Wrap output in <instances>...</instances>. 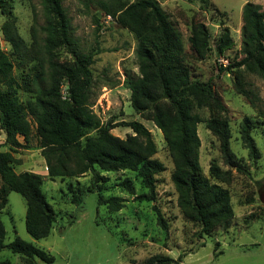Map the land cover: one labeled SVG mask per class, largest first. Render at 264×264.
<instances>
[{"label": "trees", "instance_id": "obj_1", "mask_svg": "<svg viewBox=\"0 0 264 264\" xmlns=\"http://www.w3.org/2000/svg\"><path fill=\"white\" fill-rule=\"evenodd\" d=\"M14 1L0 0V14L12 17ZM90 1L96 7L93 16L98 29L101 28L99 16L104 19L110 15L135 39L138 74L126 71L123 85L130 91L133 110L151 120L162 132L173 156L171 180L184 215L198 227L199 236L210 233L220 224L225 225L232 218L233 210L228 189L220 183L227 182L230 170H222L211 161L209 175L202 172L196 128L200 118L192 113V107L196 103L210 109L206 128L219 141L224 161L231 167L236 164L229 145L227 107L211 85L192 81L189 58L203 59L212 50L217 55L223 54L233 44L229 28L221 29L212 48L206 25L194 22L187 38L189 47L185 50L168 15L156 0H82L85 13ZM41 5L43 24L38 27L32 24L29 44L18 33L13 19L1 26L15 64L0 48V86L3 87L0 89V130L9 146V150H0V210L7 193L18 192L26 204L25 229L36 239L50 234L53 208L41 189L43 176L29 171L16 173L17 160L12 155L16 148L28 142L32 123L49 178L77 177L89 172L93 182L98 183L105 177L96 166L104 171L128 169L137 172L142 185L153 195L156 175L164 169L163 163L154 157L156 146L151 134L140 121L102 122L93 112L90 104L92 54L77 48L71 19L62 0H41ZM241 20L240 52L243 56L232 67L243 66L264 79V10L246 1L241 9ZM60 48L69 53L70 60L59 59ZM14 66H28L30 70L18 80L13 73ZM63 82L67 86L65 95L61 92ZM236 88L239 93L247 94L237 85ZM118 125L129 127L133 133L125 138L112 134L110 130ZM239 133L248 155L259 158L260 151L250 133L248 118L242 122ZM119 185L130 192L133 190L128 179ZM73 197L74 202L80 199ZM98 202L110 211H117L123 205L118 196H98ZM156 214L159 224L166 229L158 210ZM4 235L0 220V250L8 248L19 254L24 264H36L34 259L53 262V255L44 248L17 235L5 243ZM180 255L176 260L166 254H155L141 264H179ZM0 264H10V261L3 259Z\"/></svg>", "mask_w": 264, "mask_h": 264}, {"label": "rangeland", "instance_id": "obj_2", "mask_svg": "<svg viewBox=\"0 0 264 264\" xmlns=\"http://www.w3.org/2000/svg\"><path fill=\"white\" fill-rule=\"evenodd\" d=\"M156 1L168 15L185 50L189 47L187 38L192 23L199 21L206 25L212 48L221 29L229 28L233 41L230 48L221 55L212 50L203 59L189 58V63L192 81L211 85L227 107L229 145L236 164L231 167L224 161L219 141L206 128L210 109L193 103L192 113L200 118L196 128L202 172L209 175L211 161L222 170H230L227 182L220 184L228 189L233 216L225 225L220 224L210 233L199 236L198 227L184 215L178 204V193L171 180L173 156L161 130L133 110L130 91L123 85L126 71L131 75L138 74L132 33L112 17L104 20L99 16L101 28L98 29L93 16L96 7L91 1L85 13L82 0H62L71 19L77 48L92 54L90 104L93 112L102 122L140 121L149 130L156 146L154 157L163 163L164 169L156 175L153 195L142 185L137 172L128 169L104 171L96 166L99 174L105 177L98 183L93 182L89 172L77 177L49 178L32 123L28 142L12 152L17 160L14 170L43 176L41 189L53 208V227L46 237L33 238L25 229V200L16 191L7 193L0 220L5 230V243L17 235L54 257L51 263L34 259L36 264H141L155 254H166L176 260L181 254L179 264H264V203L260 200V196L264 197V79L243 66L232 67L243 56L240 52L242 6L250 1L264 10V0ZM12 19L18 33L29 44L32 24L36 27L43 24L41 0H15L12 17L0 14V48L15 64L16 59L1 31L2 24ZM57 55L62 61L70 60L64 48H60ZM29 70L28 66H14L13 73L20 80ZM236 85L247 94L239 93ZM66 91L63 82L61 92L65 95ZM21 97L24 98V94ZM245 118L249 119L250 133L260 151L257 159L248 155L240 137V126ZM110 131L120 138L133 133L123 125ZM19 140L22 141V137ZM0 150H9L2 130ZM124 179L133 186L131 192L119 185ZM73 196L80 199L74 202ZM98 196H118L123 205L117 211H110L98 202ZM157 210L166 229L158 222ZM200 242L203 244L198 245ZM3 259L9 260L10 264H24L20 255L8 248L0 250V260Z\"/></svg>", "mask_w": 264, "mask_h": 264}, {"label": "built area", "instance_id": "obj_3", "mask_svg": "<svg viewBox=\"0 0 264 264\" xmlns=\"http://www.w3.org/2000/svg\"><path fill=\"white\" fill-rule=\"evenodd\" d=\"M110 18H111L110 15H106L105 18H104V20L105 19H110Z\"/></svg>", "mask_w": 264, "mask_h": 264}, {"label": "water", "instance_id": "obj_4", "mask_svg": "<svg viewBox=\"0 0 264 264\" xmlns=\"http://www.w3.org/2000/svg\"><path fill=\"white\" fill-rule=\"evenodd\" d=\"M260 200L264 203V197L260 196Z\"/></svg>", "mask_w": 264, "mask_h": 264}]
</instances>
